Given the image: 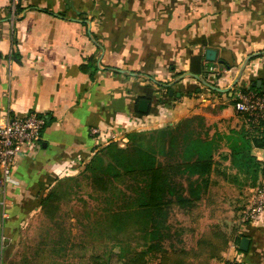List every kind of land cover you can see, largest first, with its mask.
I'll list each match as a JSON object with an SVG mask.
<instances>
[{
	"label": "crops",
	"instance_id": "1",
	"mask_svg": "<svg viewBox=\"0 0 264 264\" xmlns=\"http://www.w3.org/2000/svg\"><path fill=\"white\" fill-rule=\"evenodd\" d=\"M257 80L264 84V0H0V124L34 112L47 121L0 189V243L32 218L33 203L113 143L111 133L127 139L190 115L254 133L235 98L259 89ZM141 98L151 100L144 114ZM252 154L264 164V148ZM237 236L250 245L233 241L234 256L264 264V214L241 221Z\"/></svg>",
	"mask_w": 264,
	"mask_h": 264
},
{
	"label": "rangeland",
	"instance_id": "2",
	"mask_svg": "<svg viewBox=\"0 0 264 264\" xmlns=\"http://www.w3.org/2000/svg\"><path fill=\"white\" fill-rule=\"evenodd\" d=\"M205 119L204 115L185 116L163 133V128L136 131L146 134V138L153 137L156 152L164 149L158 154L161 164H176L202 154H211L214 159L201 200L193 208L172 205L166 223L169 229L154 242L168 250L191 249L202 234L216 230L230 240L223 257H232L239 253L232 246L233 241L244 211L252 205L260 178L244 165L242 158H233L231 144L235 138L240 145L241 136L232 134L223 124H211ZM241 130L249 136L261 134L247 132L245 128L234 131ZM115 136V144L108 147L127 145L129 139ZM106 151H101L102 155ZM89 163L76 176L59 181L33 203L32 218L9 239L1 240L0 264H124L123 256L127 258L134 252L149 249L151 241L144 225L135 223L139 216L123 211L133 208V200L141 196L135 185L141 190L147 180L114 178L108 182L109 190L103 192L94 186L87 168ZM184 183L187 194L188 182ZM50 192L54 199L43 206L41 202ZM161 251L149 252V264L157 263ZM220 263L212 260V264Z\"/></svg>",
	"mask_w": 264,
	"mask_h": 264
},
{
	"label": "trees",
	"instance_id": "3",
	"mask_svg": "<svg viewBox=\"0 0 264 264\" xmlns=\"http://www.w3.org/2000/svg\"><path fill=\"white\" fill-rule=\"evenodd\" d=\"M256 91L262 92L260 89ZM140 114L144 113L140 112ZM167 129H171V127L163 128L161 133ZM254 131L258 132V130ZM232 134L241 136L243 140L238 145L239 140L232 135L229 136L231 140L234 138V142L231 144L233 158H242L244 165L252 169L258 179L260 174L264 173V164L259 163L250 150L253 146L264 148V135L261 133L259 136L251 137L245 134V130L233 131ZM127 140L128 143L125 147L116 145L108 147L107 145L108 148L105 146L97 151L87 168L91 171L94 186L103 192L109 190L108 182L114 178L129 177L135 180H147L146 187H142L141 190L140 186L135 185L141 196H137L133 200V208L130 207L128 210L125 208L123 211L128 215L139 216L135 223L144 225L151 243L148 250L134 252L127 258L125 256L123 258L125 259L124 264H149V252L163 249L161 243H157L160 245L157 247L154 241H158V238L163 237L164 232L169 229L166 226L169 208L172 205L183 208L196 206L197 202L201 200L203 186L205 189V186L209 184V175L213 169L214 159L211 154L209 156L202 154L184 162L164 165L158 158L164 149L157 152L154 150L155 140L152 136L146 138V134L132 132L128 135ZM103 150L107 151L102 155L101 151ZM184 181L188 182L187 194H184ZM53 196V193H48L41 204L46 206L54 199ZM234 241L239 245L241 237H235ZM229 243L230 240L226 234L214 230L209 235L202 234L197 245L191 249H163L159 256H156V264H212V260L223 259V252Z\"/></svg>",
	"mask_w": 264,
	"mask_h": 264
},
{
	"label": "built area",
	"instance_id": "4",
	"mask_svg": "<svg viewBox=\"0 0 264 264\" xmlns=\"http://www.w3.org/2000/svg\"><path fill=\"white\" fill-rule=\"evenodd\" d=\"M21 0H11L16 7ZM236 109L253 130L264 135V92L239 90L236 93ZM145 124V120H142ZM47 121L44 115L30 113L24 117H8L0 124V189L11 182V174L17 153L25 145L36 144ZM92 133H99L93 128ZM116 134H110V141L116 140ZM264 214V173L255 188L254 199L248 210L244 211L242 221H255ZM234 248L238 246L233 244ZM220 264H244L238 256H224Z\"/></svg>",
	"mask_w": 264,
	"mask_h": 264
},
{
	"label": "water",
	"instance_id": "5",
	"mask_svg": "<svg viewBox=\"0 0 264 264\" xmlns=\"http://www.w3.org/2000/svg\"><path fill=\"white\" fill-rule=\"evenodd\" d=\"M252 86H256L257 88L261 89L262 92H264L263 81L257 80L256 82L252 83ZM170 94H173V89H170ZM150 104H151V100H149L148 98H141L139 100L138 110L141 113H147L149 111ZM249 245H250V239L246 236L242 237L239 244V248L242 251H248Z\"/></svg>",
	"mask_w": 264,
	"mask_h": 264
}]
</instances>
